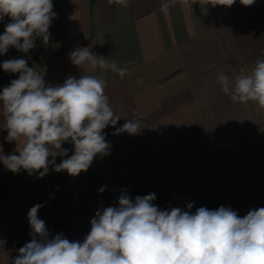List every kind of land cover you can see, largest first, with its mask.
I'll list each match as a JSON object with an SVG mask.
<instances>
[{"label":"crops","instance_id":"crops-1","mask_svg":"<svg viewBox=\"0 0 264 264\" xmlns=\"http://www.w3.org/2000/svg\"><path fill=\"white\" fill-rule=\"evenodd\" d=\"M218 2L128 0L125 8L108 0H53L49 42L38 37L36 47L17 53L44 73L46 84L82 74L104 79L121 118L104 129L110 154L97 155L78 176L50 166L40 178L23 169L13 173L0 162V264H12L30 242L28 212L36 204L45 207L39 202L45 193L50 238L63 234L80 242L97 210L118 206L124 191L133 200L154 193L160 210L224 206L243 217L264 207V109L233 103L218 82L221 73L234 80L264 59V0L250 6ZM9 22L7 16L0 21L1 34ZM80 47L127 67L128 74L121 79L110 70L74 65L70 53ZM17 78L5 75V85ZM128 119H138L139 133L113 134ZM4 124L0 106V154L9 155L17 145L6 140ZM62 149L67 157L49 160L59 164L74 153L70 142Z\"/></svg>","mask_w":264,"mask_h":264},{"label":"clouds","instance_id":"clouds-1","mask_svg":"<svg viewBox=\"0 0 264 264\" xmlns=\"http://www.w3.org/2000/svg\"><path fill=\"white\" fill-rule=\"evenodd\" d=\"M234 2L219 0L216 4L231 6ZM240 2L250 6L255 0ZM108 3L129 6L128 0ZM53 7V0H0V21L6 16L10 19L0 35V55L10 48L28 53L36 47L38 37L47 44L56 17ZM168 7L164 3L161 10L167 12ZM70 60L76 66L110 70L121 79L129 71L98 59L89 47L71 52ZM0 67L7 73H19L0 90L6 140L17 145L13 154H0L6 169L13 173L23 169L42 178L51 166L53 171L78 176L89 169L97 155L110 154L104 129L109 125L115 128L121 117L114 113L105 94L104 79L82 74L54 86L46 84L44 73L28 67L25 59H8ZM218 82L233 103L255 102L264 109V59L257 60L250 73L234 80L221 73ZM140 130L138 119H128L113 134L136 135ZM64 142L73 144L74 153L59 164L49 160L58 154L68 156V150L62 149ZM155 199V194L149 193L133 200L124 191L118 206L97 210L82 242L63 234L50 238L45 221L38 216L43 205L36 204L27 216L31 240L18 249L12 264H264V207L241 217L224 206L215 210L202 206L194 213L179 207L160 210L153 204ZM192 207L187 205L189 210Z\"/></svg>","mask_w":264,"mask_h":264},{"label":"rangeland","instance_id":"rangeland-1","mask_svg":"<svg viewBox=\"0 0 264 264\" xmlns=\"http://www.w3.org/2000/svg\"><path fill=\"white\" fill-rule=\"evenodd\" d=\"M0 58H3V56H1L0 55ZM13 75L14 77H18V73H6V75ZM32 185H34L35 183V179L34 178H32V180L31 181H29ZM42 198V197H41ZM49 197H48V194H43V198L41 199V201H39V202H43L44 203V205H45V207H41L40 208V210H39V214H40V217H41V219L43 220V221H45V224H46V227H47V229L49 230V233L51 234V230H52V226H51V221H50V217H51V209H49L47 206H46V204H45V202H47V200H49L48 199ZM40 200V199H39ZM34 201H35V197H34ZM36 202V201H35Z\"/></svg>","mask_w":264,"mask_h":264},{"label":"trees","instance_id":"trees-1","mask_svg":"<svg viewBox=\"0 0 264 264\" xmlns=\"http://www.w3.org/2000/svg\"><path fill=\"white\" fill-rule=\"evenodd\" d=\"M0 35H2L1 32H0ZM1 56H3V58H0V64H2L3 61L8 60V59H20V58H22V59H25L27 61V66L28 67H33L31 62L28 59L20 56L17 53L15 48H10L6 54H3ZM6 73L7 72H5L2 69V67H0V90H2L4 87H6L5 81H4V76L6 75ZM18 76H19V73H18Z\"/></svg>","mask_w":264,"mask_h":264}]
</instances>
